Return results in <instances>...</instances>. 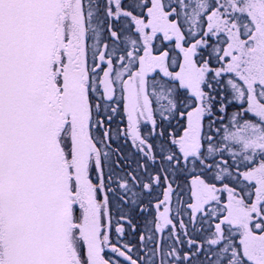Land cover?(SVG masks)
<instances>
[{
    "label": "snow or ice",
    "instance_id": "6c2138e0",
    "mask_svg": "<svg viewBox=\"0 0 264 264\" xmlns=\"http://www.w3.org/2000/svg\"><path fill=\"white\" fill-rule=\"evenodd\" d=\"M0 264H264V0H0Z\"/></svg>",
    "mask_w": 264,
    "mask_h": 264
}]
</instances>
